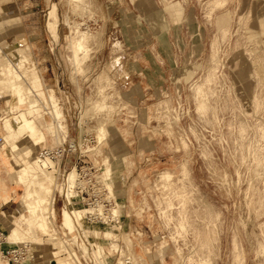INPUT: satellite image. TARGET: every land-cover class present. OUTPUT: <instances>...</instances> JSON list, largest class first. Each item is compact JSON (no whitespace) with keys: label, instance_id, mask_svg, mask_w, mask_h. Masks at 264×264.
<instances>
[{"label":"rangeland","instance_id":"obj_1","mask_svg":"<svg viewBox=\"0 0 264 264\" xmlns=\"http://www.w3.org/2000/svg\"><path fill=\"white\" fill-rule=\"evenodd\" d=\"M46 1L0 2V47L27 56L25 71L42 76L60 108L62 129L40 148L78 140L113 189L122 229L88 226L100 263L264 264V0ZM77 24L94 37L76 72ZM46 91L33 98L50 121ZM2 96L1 117L10 114ZM12 186L2 230L18 216L22 186ZM60 206L56 196L64 227ZM47 240L26 241L48 253Z\"/></svg>","mask_w":264,"mask_h":264},{"label":"bare ground","instance_id":"obj_2","mask_svg":"<svg viewBox=\"0 0 264 264\" xmlns=\"http://www.w3.org/2000/svg\"><path fill=\"white\" fill-rule=\"evenodd\" d=\"M79 27H81L80 24L75 26L74 40L70 42V49L72 52L71 61L72 65H75L76 72L78 67L82 66L84 63V59L86 58L85 55L88 53V51H86L89 44V42L87 44L88 39L94 37V32L90 29L85 28L80 30ZM18 56L19 58L12 54V56L9 57V55L4 54L3 49H0V57L4 59L3 66L0 68V83L1 86L4 84L3 86L6 88L4 92H6L8 98L5 102L9 106L8 111L10 112L9 115H5L4 117L0 116V130L2 131L3 139L0 144V172L5 174L3 177L0 176V182L6 187V180L15 186H22L20 194L22 207H19L16 220H12L9 223L4 220L5 223L3 222L2 225L4 227L3 232L8 242L25 243L27 239H33L35 244H39V242L41 243L45 239L44 236L53 238L50 232L52 227L50 228L49 225L53 221L50 216L54 217L55 212L51 201L52 197H49L48 193H52L51 183H53L52 180L55 178L53 169H50V167H52L51 162L48 159L40 160L37 153H32V150L46 145L47 135L49 132L53 131V128L62 129L60 123L61 114L59 111L60 108L53 102V98L49 95L50 92L47 89L46 94H48L49 100H52L51 106L54 104L55 109L53 110L54 115L50 121H46L45 117H43L40 107L37 106L39 103L37 104L34 99L36 95L31 89V87L35 88V90L40 93L41 97L45 95V92L41 93V91H39L40 77H38L36 73L30 74L35 71H30L29 76L25 71L27 68L24 67V64H26L24 61L27 59H25V57L27 56H23L22 54H18ZM31 69L33 70V68ZM102 98L101 100H103ZM97 103L95 104L97 105ZM104 135V128L99 126L97 135L95 136L97 141L101 140ZM74 177L75 171L72 168L68 173L65 187L68 201L72 199L68 187L71 185ZM102 178L106 183L105 180L107 179L104 177V174ZM53 184L55 188H59V192L65 190L61 183L54 181ZM105 187L112 193L113 189L108 182ZM3 189L5 190V187ZM6 197L11 198L9 195ZM66 208L67 207H63L61 209V221L64 227L72 233L75 229V225L81 224V219L79 217L80 212L76 211L74 208L69 210ZM117 208H114L115 213H117ZM46 213H48L49 218L46 216ZM103 231V236L106 237V239L111 238L113 235L115 236L113 230L108 227H105V230L103 228ZM95 232L97 233L96 230ZM28 243L30 242L28 241ZM53 248L58 249L59 247ZM97 248L96 255L101 252L102 247L97 244ZM124 259L123 257V260H121L122 262H119L125 264ZM126 259L130 260L129 258ZM64 260V257L55 253L52 264H65Z\"/></svg>","mask_w":264,"mask_h":264},{"label":"built area","instance_id":"obj_3","mask_svg":"<svg viewBox=\"0 0 264 264\" xmlns=\"http://www.w3.org/2000/svg\"><path fill=\"white\" fill-rule=\"evenodd\" d=\"M2 140V137H0V144ZM37 155L40 160L48 159L51 162L52 167L50 169H53L55 182L61 183L65 189L63 192L56 190L52 196V205H54L57 196L61 199L60 209L63 207L74 208L80 212L81 224H76L71 233L60 222L56 223L55 218L53 219L50 216L53 219L50 232L53 237H57L61 242V247L54 249L50 244V240L46 239L47 236H44L45 240L49 242L48 253L42 252L43 249L40 250L37 248L38 246L36 247L32 243L8 242L3 230L0 229V263L52 264L55 253H58L65 258V264H102L100 263V257L96 255L97 242L94 240L96 233L94 230L91 231L88 226L95 227L99 223H108L119 232L122 229L119 223L122 215L114 212L116 203L103 184L101 172H98L100 168L93 163L84 161V151L81 149L78 140L74 141L66 139V137L62 138V141L55 146L40 148ZM66 163L69 165L66 166ZM72 168L75 171V177L68 187V191L72 196V199L68 201L65 187L68 173ZM4 204L2 203L0 207ZM46 216H48V213H46ZM124 262L125 264H131L130 260L126 258Z\"/></svg>","mask_w":264,"mask_h":264},{"label":"crops","instance_id":"obj_4","mask_svg":"<svg viewBox=\"0 0 264 264\" xmlns=\"http://www.w3.org/2000/svg\"><path fill=\"white\" fill-rule=\"evenodd\" d=\"M2 1H5V0H0V2H2ZM45 2H47V1L46 0H15V3L16 4H19V3H26V4H28L27 5V8L28 9H40V8L42 9V8H44L42 4H45ZM11 19L12 18H10V20ZM19 19H20L19 17L14 18V21L12 20L11 21V24L18 23L20 21ZM4 21H6V20L5 19H0V25H2L4 23ZM0 49H3V48L0 47ZM33 53L35 54L36 52L34 51ZM34 57H37V55H35ZM2 61H0V68H1V66H3ZM37 73L40 75V73L38 71H37ZM39 77H40V86H39L40 88H39V91H41V93H42V92H45L47 89H46V85L43 83L42 76L40 75ZM3 85L1 86V83H0V95H3L2 97H7L6 92H4L6 88ZM31 89H32L33 93L36 96H38V95L40 96V93H38L35 90V88L31 87ZM0 136L2 137V131L1 130H0ZM65 165L68 166L69 164L66 163ZM3 175L5 176V174L3 172H0V176L3 177ZM5 183L7 185V189L6 190L3 189V185L0 183V188L3 189V190H1L2 193H0V201L2 203L9 204L8 206L10 207V209H12V204L15 203V201H13V200H15L17 198V190L15 191L14 188H13V186H12V184H10L7 180L5 181ZM8 195L11 198H8V200H5V197L8 196ZM17 203H18L17 205H18V210H19V207L21 208V206H20L19 203H21V202L20 201H17ZM3 213L4 212H2V214ZM1 228H4V227L2 226Z\"/></svg>","mask_w":264,"mask_h":264}]
</instances>
